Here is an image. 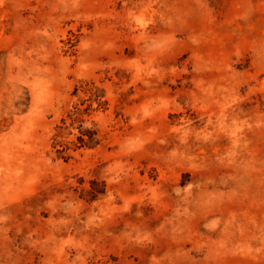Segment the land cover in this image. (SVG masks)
Listing matches in <instances>:
<instances>
[{"label": "rangeland", "instance_id": "374dc122", "mask_svg": "<svg viewBox=\"0 0 264 264\" xmlns=\"http://www.w3.org/2000/svg\"><path fill=\"white\" fill-rule=\"evenodd\" d=\"M0 264H264V0H0Z\"/></svg>", "mask_w": 264, "mask_h": 264}, {"label": "trees", "instance_id": "16d2710c", "mask_svg": "<svg viewBox=\"0 0 264 264\" xmlns=\"http://www.w3.org/2000/svg\"><path fill=\"white\" fill-rule=\"evenodd\" d=\"M82 135L85 136V134H82ZM93 135H94V133H91V132H88V133L86 134V136H87L89 142L93 141V137H92ZM79 140H80V142H84V139L81 138V137L79 138Z\"/></svg>", "mask_w": 264, "mask_h": 264}]
</instances>
